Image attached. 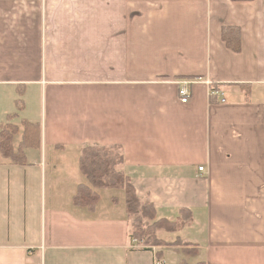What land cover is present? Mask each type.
Wrapping results in <instances>:
<instances>
[{
    "label": "crops",
    "instance_id": "0c3cea01",
    "mask_svg": "<svg viewBox=\"0 0 264 264\" xmlns=\"http://www.w3.org/2000/svg\"><path fill=\"white\" fill-rule=\"evenodd\" d=\"M21 121L39 125L40 146L24 164L0 154V264H264V0H0V126L17 125L14 150ZM113 145L157 220L190 211L156 235L196 255L139 248L124 200L101 189L93 211L74 205L82 148Z\"/></svg>",
    "mask_w": 264,
    "mask_h": 264
},
{
    "label": "trees",
    "instance_id": "16d2710c",
    "mask_svg": "<svg viewBox=\"0 0 264 264\" xmlns=\"http://www.w3.org/2000/svg\"><path fill=\"white\" fill-rule=\"evenodd\" d=\"M222 39L234 51L239 49L238 29L224 27ZM15 115L7 116L8 121ZM23 133L16 150L12 147V138L18 132V127L13 123H6L0 130V154L12 163H26L24 149L40 146V127L37 123L21 121ZM124 161L122 148L119 145L109 147L85 146L79 156V169L88 184H80L73 196L74 205L86 207L93 211L98 201L97 189H123L124 207L129 221V238L142 243V249L153 246L181 245L182 252L186 255H196L198 251L189 247L187 242L176 239L171 244L157 238L156 232L162 229L167 232L180 230L191 221V213L185 208L179 210L180 216L175 221L156 219L152 203L141 201L136 195L134 187L122 172L118 170ZM160 253H157L159 257ZM181 264H187L185 260ZM197 264H210L198 262Z\"/></svg>",
    "mask_w": 264,
    "mask_h": 264
},
{
    "label": "rangeland",
    "instance_id": "374dc122",
    "mask_svg": "<svg viewBox=\"0 0 264 264\" xmlns=\"http://www.w3.org/2000/svg\"><path fill=\"white\" fill-rule=\"evenodd\" d=\"M38 111H40V110H38ZM38 113H40V112H38ZM6 124V123H5ZM5 124H2L1 126H0V130H1V127L3 126V125H5ZM17 126V125H16ZM23 133V132H22ZM18 132L15 134V135H13V138H12V141L14 140V136H16L15 138V140L17 141V137H18ZM21 136H22V134H21ZM12 143V142H11ZM13 147V146H12ZM47 151V150H46ZM47 156H49V154H48V151L46 152V157ZM63 156H65V157H67L68 155L67 154H65V155H63ZM48 161V160H47ZM62 161H63V157H61V160L59 159V158H55L54 159V161L52 162V163H55V164H60V163H62ZM68 162H69V159H67V158H65V162L64 163H66V164H68ZM61 166H62V164H61ZM63 167V166H62ZM66 166H64V168H65ZM76 172V174H75V176H72V174H71V176H70V178H72V177H78L79 176V172L78 171H75ZM104 190V191H103ZM109 190V191H108ZM101 191V193H102V200H106V198L107 199H109V200H114L115 201V199H117V200H121V199H123V197H124V191H123V189L121 188V189H101L100 190ZM110 196H112V198L110 197ZM98 200H99V194H98ZM98 202V201H97ZM96 206V205H95ZM134 240V239H133ZM137 243L139 244V248H141L142 247V243L140 242V241H138L137 240ZM141 246V247H140Z\"/></svg>",
    "mask_w": 264,
    "mask_h": 264
},
{
    "label": "built area",
    "instance_id": "2783aa9c",
    "mask_svg": "<svg viewBox=\"0 0 264 264\" xmlns=\"http://www.w3.org/2000/svg\"><path fill=\"white\" fill-rule=\"evenodd\" d=\"M191 81L190 80H181L179 82V87H178V96H179V99H180V102L184 103L188 100V89H187V85L190 83ZM210 94H219L220 96H222V92H219L217 90H214V89H210ZM221 101H224L223 98H221ZM198 171H203L204 170V167L203 166H198ZM133 242H136V240L134 239ZM155 264L158 263V261L156 260L154 262Z\"/></svg>",
    "mask_w": 264,
    "mask_h": 264
}]
</instances>
